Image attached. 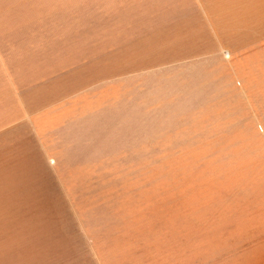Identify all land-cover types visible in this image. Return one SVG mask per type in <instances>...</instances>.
<instances>
[{"label":"rangeland","instance_id":"rangeland-1","mask_svg":"<svg viewBox=\"0 0 264 264\" xmlns=\"http://www.w3.org/2000/svg\"><path fill=\"white\" fill-rule=\"evenodd\" d=\"M179 12L0 0V58L30 86L23 109L45 106L0 130V167L29 169L28 206L10 211L57 221L32 264H246L264 247V47L217 80L197 16ZM14 113L0 89V124ZM16 229L0 236L37 239Z\"/></svg>","mask_w":264,"mask_h":264},{"label":"crops","instance_id":"crops-1","mask_svg":"<svg viewBox=\"0 0 264 264\" xmlns=\"http://www.w3.org/2000/svg\"><path fill=\"white\" fill-rule=\"evenodd\" d=\"M137 1H152L156 4L174 5V7L180 6L181 12L179 13L181 15L197 16L199 47H203L202 56H214V64L216 65L214 70L217 80L219 79L221 81L225 78L223 72L226 70L222 69L223 64L228 65L226 69L229 72L230 79L234 80L238 71L241 69L239 64L248 62L246 60L249 58V51H254V49L258 48V45L264 47V0ZM2 55L6 57L5 52ZM2 55L0 54V56ZM0 73L3 79V81L1 80L2 88L0 89L3 90L6 96L8 95L12 98L13 106L17 109V113H14L12 118L0 124V130L18 126L15 124H20L26 117L45 112V106L35 108V112L32 113L23 109L24 101L21 94L24 92V88L26 89L30 86L27 84L22 88L18 87L16 81L13 80V72L8 70L7 62L3 59L1 60V58ZM181 84H184V82L182 81ZM34 85L35 84H31V87ZM118 86H120L123 91L126 90L125 83H119ZM78 92L80 91L56 99L49 105L58 104L62 100L72 97ZM61 106H57L55 110ZM48 161L52 162V159ZM28 173L29 169L27 167H0V177H2L0 178V233H18V231H12L22 227L27 228V230L36 231L32 235H34V237L37 236L36 240L29 238L23 239L27 243H22V241H20L22 238L20 237L0 236V264H32L37 255L36 250H38L39 247H54L57 244L54 242L55 238L52 236L57 233L55 227L45 226V224H56L57 221H50L42 216L30 217L20 210H17L19 211L17 213H12L10 211L19 206L15 204V201L21 202L22 204H20V206H23V208L24 206H28V201L23 194L26 188L22 187L23 183L26 181L23 175H28ZM13 177H18V179ZM15 182H19V184L17 185ZM254 210L255 215L259 213L257 208ZM228 211L225 208H220L219 210L220 213L225 214L222 217H236L238 214V210L232 209L231 207ZM218 214L219 213H215L213 217L215 220L219 217ZM212 222L216 223L210 220V223ZM11 238L15 239L11 241ZM2 241H5V243H2ZM3 244L6 245L4 246ZM246 261V264H264V247L260 252L254 254L251 260L247 258ZM152 264H158V262L154 261ZM165 264L168 263L165 262ZM170 264L175 263L172 262Z\"/></svg>","mask_w":264,"mask_h":264}]
</instances>
